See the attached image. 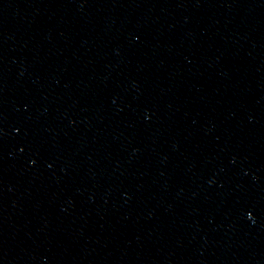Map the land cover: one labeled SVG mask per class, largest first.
Returning a JSON list of instances; mask_svg holds the SVG:
<instances>
[{"label":"water","instance_id":"water-1","mask_svg":"<svg viewBox=\"0 0 264 264\" xmlns=\"http://www.w3.org/2000/svg\"><path fill=\"white\" fill-rule=\"evenodd\" d=\"M0 264H264V0H0Z\"/></svg>","mask_w":264,"mask_h":264}]
</instances>
